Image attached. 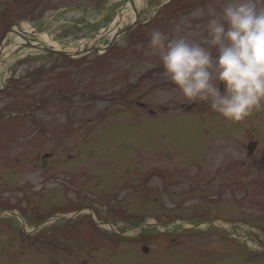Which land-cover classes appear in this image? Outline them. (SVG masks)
<instances>
[{
	"label": "rangeland",
	"instance_id": "obj_1",
	"mask_svg": "<svg viewBox=\"0 0 264 264\" xmlns=\"http://www.w3.org/2000/svg\"><path fill=\"white\" fill-rule=\"evenodd\" d=\"M170 1L177 3L164 7ZM225 2L145 0L139 25L101 56L66 60L32 51L26 44L1 54L0 89L9 78L19 81L0 93V106L18 99L13 108L0 112V125L21 131L33 126L35 134L31 141L21 136L15 148L8 145L18 160L3 162L0 171V200L16 202L11 208L31 218L26 221L30 235L17 221L0 218L6 222L0 226V264H264V251L257 245L235 243L206 227L169 236L147 230L112 239L109 232L95 228L87 210L66 223L36 224L71 211L65 202L75 200L77 189L84 190L83 206L97 209L100 218L113 214L111 222L118 232L144 227L155 218L189 227L200 216L218 213L229 219L227 225L234 231L264 245V109L232 123L207 103L185 100L166 73L158 72L156 66L162 63L149 47L153 31L168 40L184 35L198 42L206 35L208 20L220 15ZM127 3L0 0V38L9 26L24 25L34 33L49 34L64 48H77L107 29ZM13 39L6 36L3 46H12ZM27 39L42 44L36 37ZM109 41L102 39L99 45ZM164 79L170 84H161ZM135 102L165 113L148 115ZM189 106L197 111L186 114ZM251 139L257 148L250 157L246 145ZM69 157L77 160L68 161L65 178L54 171L60 165L52 160ZM49 162L51 171L46 170ZM224 165L239 169L241 191L233 183L232 178L240 176L235 172L227 175V186H220L224 177L218 175L208 182L216 168L224 172ZM178 167L181 177L168 184L161 171L173 174ZM83 179L81 187L72 185ZM143 182L150 191L146 199ZM63 190L69 191L66 199ZM142 247L149 249L148 254Z\"/></svg>",
	"mask_w": 264,
	"mask_h": 264
},
{
	"label": "clouds",
	"instance_id": "obj_2",
	"mask_svg": "<svg viewBox=\"0 0 264 264\" xmlns=\"http://www.w3.org/2000/svg\"><path fill=\"white\" fill-rule=\"evenodd\" d=\"M204 30L198 42L153 31L149 47L185 100L207 103L226 121H245L264 109V0H226Z\"/></svg>",
	"mask_w": 264,
	"mask_h": 264
},
{
	"label": "flooded vegetation",
	"instance_id": "obj_3",
	"mask_svg": "<svg viewBox=\"0 0 264 264\" xmlns=\"http://www.w3.org/2000/svg\"><path fill=\"white\" fill-rule=\"evenodd\" d=\"M156 68L158 69V70H160V71H158L159 73H163V76H165L164 75V71L162 70L163 69V66H162V64H161V66H156ZM167 76V75H166ZM125 78H127V77H125ZM164 78H167V77H164ZM167 79H164L163 81L161 80V84H163V85H168V84H170L168 81H166ZM17 81H19V79H11V78H9L6 82H5V87L4 88H6V89H8L7 91H10L11 89H12V87L15 85V82H17ZM171 87L173 88V89H175V86L173 85V84H171ZM4 88L1 90L0 89V93H2L3 94V92H4ZM156 88V87H155ZM8 96H10V94L8 95ZM124 97H126L125 95L123 96V98ZM7 99V98H6ZM16 101H18V99H13V100H11V101H9V103H7L6 105H1L0 106V112L1 111H3V110H5L6 108H13L14 106H13V103H16ZM127 102V101H126ZM134 105H136V107H140L141 109H143V110H145L146 112H147V114L148 115H151V116H155V117H157L158 115L157 114H163V113H165L164 112V109H160L161 110V112H157V110L155 111V110H153V109H146V107L147 106H145V105H143V104H140L139 102H135L134 103ZM193 111H197V109H192V110H190V111H188L187 112V114L188 113H192ZM196 114V113H195ZM194 115V114H193ZM165 116V115H164ZM81 121V120H80ZM34 123V121H31L30 122V124L32 125ZM80 123V122H79ZM78 124V123H77ZM34 128L35 127H33V126H29L28 127V130L27 131H25V130H23V131H21L17 126H3V125H0V171L3 169V162L5 163V164H8V165H10L11 163H14L15 162V160L17 161L18 160V157H12V155L10 154L11 153V150H10V148L8 147V145H12L13 146V148H15V147H17L16 146V144H19V141H20V139H21V136H25V135H27V141H31V137H33L34 136V134H35V131H34ZM254 140H252L251 139V141H249L248 143H250V142H253ZM254 142H256V141H254ZM256 144H257V142H256ZM256 148H257V145H256ZM256 148H255V151H256ZM254 151V152H255ZM254 152L252 153V155L254 154ZM247 153V152H246ZM45 157H47V156H45ZM250 157H251V155H250ZM49 160H52V159H50V158H48ZM75 160H77V158L76 159H71V158H69V159H67V158H61V159H55V160H52L54 163H56V165H60V166H56V167H58V168H55L54 169V171H58L59 172V174L58 175H60V176H65L66 175V173L68 172V170L66 169V165L68 164V161H75ZM210 165V164H209ZM208 166V165H207ZM207 166H206V168H207ZM223 166V165H222ZM224 166H226L225 167V170H224V172H220L219 173V167L218 168H216L215 170H216V172L214 173V174H211V176L209 177V180H208V182H210V180L213 178V177H215V176H221V177H224L223 179H221V183H220V186H227V180H226V178H227V175H229V174H233L234 172H235V174H237V175H240V176H238V177H234V178H232L233 179V183L235 184V187L237 188V189H239L240 190V188H241V186H242V183H240V182H242V175L241 174H239V169H234V168H228L227 167V165H224ZM241 166V165H240ZM185 167V166H184ZM76 168L77 169H79V172L81 171V169L80 168H78L77 166H76ZM75 168V169H76ZM182 167H178V169H177V173H174L173 171H172V173L173 174H168V172H166V171H164V170H162L161 172H163L164 174H166V178L168 179V184H171L173 181H175V180H177L178 178H180L181 177V175L180 174H182L181 173V170H179V169H181ZM74 169V171H75V174H77V170H75ZM46 170H48V171H51V167H50V162L47 164V166H46ZM13 171H15V170H13ZM240 171H242V170H240ZM147 172H148V169H146L145 170V178H146V175H147ZM241 173H243V171L241 172ZM65 178H66V176H65ZM172 178H173V180H172ZM0 180H1V178H0ZM212 181V180H211ZM84 183H85V180L83 179V180H74L73 182H72V185H77V186H79V187H81L82 185H84ZM144 183V186L142 185V189H141V191H142V193H144V199H146V198H148L149 196H150V191H148V185H147V183L146 182H143ZM168 184H167V186H168ZM164 189V188H163ZM163 189L161 190V191H163ZM236 189V192H238V190ZM64 191V197H65V199L67 198V195H68V193H69V191L68 190H63ZM241 191V190H240ZM86 192V191H85ZM82 193H84V190L82 191V190H77L76 189V191H75V200L74 201H72V202H70V201H68L67 199H66V202H65V206L66 207H68V208H71L72 210L71 211H73V212H76V213H80L81 211H84V210H87V213L86 214H88V219L89 220H91V218L89 217V213H92L93 214V216H94V218H95V221L97 222V223H95V222H93V221H91L92 222V224H94L95 225V228L97 229H100L101 228V230L103 231V232H106L107 231V234H108V230L107 229H105L104 227H101V226H98V224L100 223V224H109V225H111L112 227H113V224H112V222H113V214H111V215H109L108 217H103V218H100V213L99 212H97L98 210L97 209H95L94 207H92V208H90V209H88V207L87 206H83V204L85 203L84 202V196L82 195ZM93 194H95V192H93ZM217 194H220L219 192H217ZM13 205H17V203L16 202H14V204H9V203H7V202H3V201H1L0 200V218H2V217H9L10 219H13V221H17L19 224H20V222L18 221V220H16L15 218H12V217H10V216H8V214L7 213H9V214H13V215H16V214H18V215H20L19 213H18V210L17 209H15V208H11ZM19 205V204H18ZM159 208H160V206H159ZM159 208H157V210L158 211H162L163 209H159ZM113 210V209H112ZM114 210H116V207L114 208ZM71 211H69V212H71ZM16 212V213H15ZM69 212H67V213H69ZM163 212H164V210H163ZM105 215H107V214H105ZM199 218V220H197L198 222H209V223H215V224H217V225H215L214 227H213V225L212 224H210V225H208V229H210V230H215L216 232H218V233H221L222 235H224V229H222L220 226L221 225H224V224H226L227 225V223L228 222H230L229 221V219H227V218H223V217H221V216H218V213L217 214H210V215H204V216H200V217H198ZM22 219H23V224L24 225H26V221H31L30 219L31 218H24V217H22ZM124 219H126L127 220V217H125ZM88 220V221H89ZM155 220V225H160V226H163V227H166V226H168V225H173V226H175L174 225V223H175V221L174 220H171V221H162V220H159V219H157V218H155L154 219ZM112 221V222H111ZM125 221V220H124ZM36 222H38V221H36ZM62 223H66V222H62ZM6 225V222H4V221H1V219H0V226H2V225ZM219 224V225H218ZM9 226V225H8ZM217 226H219V227H217ZM10 227V226H9ZM230 228H233L232 226H229ZM1 228V227H0ZM21 229V228H20ZM147 230H152V231H154V233L156 232L157 233V231H158V229L156 228V227H152V228H150V229H145V231L144 232H142L143 234H147ZM141 233V234H142ZM159 233V232H158ZM111 234V235H110ZM109 235L112 237V239L114 238H117V237H113V236H115V234L114 233H112V232H109ZM118 236V235H117ZM119 238H123L124 236H118ZM106 238V237H105Z\"/></svg>",
	"mask_w": 264,
	"mask_h": 264
},
{
	"label": "bare ground",
	"instance_id": "obj_4",
	"mask_svg": "<svg viewBox=\"0 0 264 264\" xmlns=\"http://www.w3.org/2000/svg\"><path fill=\"white\" fill-rule=\"evenodd\" d=\"M145 6V0H132V3H127L125 7L121 9V11L116 15V17L113 19L111 24L108 26L107 31L99 32L98 36L95 37V39L87 40L83 43H81L77 48H64L58 43H56L53 38L47 34V33H34L31 29L27 28L26 26L22 25H16L12 27L13 33H9V35L14 36L13 42L11 43L12 46L9 48H6L5 46H2L1 54L6 55L8 52H12L14 50H17V46L19 44H26L25 39L28 37H36L40 43L43 45L53 48L55 50H64L68 53H70L73 57H78L82 54H86L89 49L93 48H99V42L100 38L103 37V39L113 38L121 29H123L125 26L129 25L132 21L131 16L134 15V12L139 13L141 11V8ZM145 8V7H144ZM143 9V8H142ZM26 35V36H24ZM37 43L30 42V45L33 47ZM28 47H30L28 45ZM33 51V49L31 48ZM102 52L101 50L99 51ZM27 54V53H26ZM133 231L127 232V234H131Z\"/></svg>",
	"mask_w": 264,
	"mask_h": 264
},
{
	"label": "water",
	"instance_id": "obj_5",
	"mask_svg": "<svg viewBox=\"0 0 264 264\" xmlns=\"http://www.w3.org/2000/svg\"><path fill=\"white\" fill-rule=\"evenodd\" d=\"M128 3H132V0H128ZM137 19H138V13L134 12V15H133V18H132V21L130 22L129 25L125 26L123 29H121L113 38L112 40L106 45V46H103V47H100V48H93V49H89L88 52L86 54H90V53H97L98 51H105L107 49H109L110 47H112V45L117 41V39L123 35L130 27H132L133 25H136L137 24ZM104 31L106 32L107 29H104ZM8 33H13L12 29L11 28H8V30L6 31V33L1 37L0 39V58H1V49H2V46H3V42L7 36ZM103 38V37H102ZM25 42L27 45H29L31 48L35 49V50H38L42 53H50V54H54V55H59V56H63V57H67L69 59H73V56L66 52V51H61V50H55L53 48H50V47H47V46H43V45H34L33 47L30 45V42L25 39ZM84 54L80 55V56H83ZM79 57V56H78ZM255 148V143H249L248 146H247V150L249 151V154H251L253 152ZM261 250H264V246H260L258 244H256ZM144 253H147V249L146 248H143L142 249Z\"/></svg>",
	"mask_w": 264,
	"mask_h": 264
}]
</instances>
